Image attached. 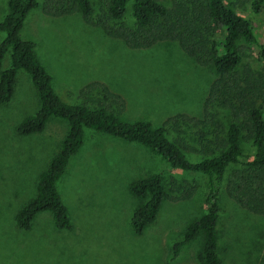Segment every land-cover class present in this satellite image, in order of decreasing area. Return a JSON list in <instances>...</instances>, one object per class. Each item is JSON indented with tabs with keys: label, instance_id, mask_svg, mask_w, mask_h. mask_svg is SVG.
Segmentation results:
<instances>
[{
	"label": "rangeland",
	"instance_id": "374dc122",
	"mask_svg": "<svg viewBox=\"0 0 264 264\" xmlns=\"http://www.w3.org/2000/svg\"><path fill=\"white\" fill-rule=\"evenodd\" d=\"M250 1L225 0L264 39V9L252 12ZM91 5L95 16L102 2L91 0ZM5 11L6 0H0V20ZM20 37L34 43L60 100L81 104L80 89L102 84L123 99L119 120L126 123L147 121L157 128L178 114L200 120L208 87L216 77L211 64L199 66L173 42L130 49L83 22L77 11L54 17L31 10ZM2 38L0 34V42ZM242 64L253 69L261 66L254 47H247ZM8 66L9 52L1 70ZM37 109L36 92L28 76L18 71L11 100L0 105V264H197L200 235L177 256L172 247L205 211V177L171 169L143 147L88 129L83 130L82 145L58 184L72 228L55 229L51 217L43 213L29 231L16 229L14 213L34 197L38 175L67 130L64 121L50 118L43 132L18 136L17 125ZM225 116H220L222 123ZM193 124L180 126L185 134L181 137L197 148L198 138L208 141L212 130L209 125ZM248 149L243 146L244 152ZM184 154L189 162L200 159L194 153ZM152 174H161L166 198L155 221L137 235L129 226L136 200L128 186ZM181 196L186 198L173 200ZM219 206L222 259L226 264H264V216L240 208L224 193L219 195Z\"/></svg>",
	"mask_w": 264,
	"mask_h": 264
},
{
	"label": "trees",
	"instance_id": "16d2710c",
	"mask_svg": "<svg viewBox=\"0 0 264 264\" xmlns=\"http://www.w3.org/2000/svg\"><path fill=\"white\" fill-rule=\"evenodd\" d=\"M93 15L91 0H6V11L0 20V105L13 95L15 78L23 71L29 78L38 102L33 116L16 127L18 136L43 132L50 118L67 124L65 136L46 169L38 175L35 194L16 210L13 223L20 231H29L37 215L47 213L57 230L69 231L72 220L61 202L58 184L69 160L80 149L83 130L105 134L147 149L171 169L197 173L205 177L204 213L191 222L182 241L173 245L174 256L201 237L197 264H226L221 249L219 195L224 193L235 205L264 216V39L254 33L249 21L229 8L225 0H101ZM251 11L264 9V0H251ZM46 16H70L76 11L83 22L93 25L130 49H149L162 42H173L199 66L211 64L216 73L202 105L200 120L175 115L154 128L147 121L126 123L119 120L123 99L110 93L102 84L79 90L82 103L60 100L36 56L35 45L20 37L24 20L31 10ZM129 11V21L126 20ZM257 50L253 69L242 64L247 47ZM9 52V66L1 70ZM84 99V101H83ZM226 114L225 122L220 116ZM211 126L210 139L198 138L196 147L187 145L180 126ZM203 136H205L203 134ZM202 137V136H200ZM243 146L249 149L244 152ZM185 152L200 156L189 162ZM130 196L136 200L129 226L140 235L152 224L166 198L161 174H152L131 182ZM186 198V197H184ZM183 196L173 200L184 199Z\"/></svg>",
	"mask_w": 264,
	"mask_h": 264
}]
</instances>
